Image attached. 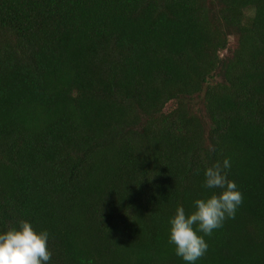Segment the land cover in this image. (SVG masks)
Here are the masks:
<instances>
[{
  "label": "trees",
  "instance_id": "16d2710c",
  "mask_svg": "<svg viewBox=\"0 0 264 264\" xmlns=\"http://www.w3.org/2000/svg\"><path fill=\"white\" fill-rule=\"evenodd\" d=\"M225 158L243 203L196 264H264V0H0V232L186 264L170 219Z\"/></svg>",
  "mask_w": 264,
  "mask_h": 264
},
{
  "label": "clouds",
  "instance_id": "9594fccd",
  "mask_svg": "<svg viewBox=\"0 0 264 264\" xmlns=\"http://www.w3.org/2000/svg\"><path fill=\"white\" fill-rule=\"evenodd\" d=\"M230 168L227 158L208 166L203 187L210 193L194 201L191 213L179 206L170 219L169 243L186 264H196L205 256L209 247L205 236L222 228L227 219H234L243 203V194L228 178ZM51 258L48 231L37 232L29 221L21 219L17 226L0 232V264H49Z\"/></svg>",
  "mask_w": 264,
  "mask_h": 264
},
{
  "label": "rangeland",
  "instance_id": "374dc122",
  "mask_svg": "<svg viewBox=\"0 0 264 264\" xmlns=\"http://www.w3.org/2000/svg\"><path fill=\"white\" fill-rule=\"evenodd\" d=\"M232 43H234V42L232 41Z\"/></svg>",
  "mask_w": 264,
  "mask_h": 264
}]
</instances>
